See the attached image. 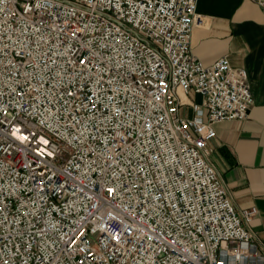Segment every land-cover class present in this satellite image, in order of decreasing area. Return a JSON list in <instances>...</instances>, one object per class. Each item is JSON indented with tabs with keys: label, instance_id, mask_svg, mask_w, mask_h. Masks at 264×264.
Segmentation results:
<instances>
[{
	"label": "built area",
	"instance_id": "1",
	"mask_svg": "<svg viewBox=\"0 0 264 264\" xmlns=\"http://www.w3.org/2000/svg\"><path fill=\"white\" fill-rule=\"evenodd\" d=\"M197 7L0 0V264H264L210 160L249 75L194 55Z\"/></svg>",
	"mask_w": 264,
	"mask_h": 264
},
{
	"label": "crops",
	"instance_id": "2",
	"mask_svg": "<svg viewBox=\"0 0 264 264\" xmlns=\"http://www.w3.org/2000/svg\"><path fill=\"white\" fill-rule=\"evenodd\" d=\"M205 18L194 29L192 51L205 65L223 57L247 70L255 104L243 121L215 125L210 160L237 209L256 207L254 228L264 246V11L254 0H198ZM190 100L201 102L192 94Z\"/></svg>",
	"mask_w": 264,
	"mask_h": 264
}]
</instances>
